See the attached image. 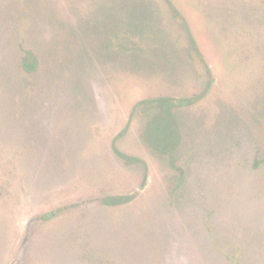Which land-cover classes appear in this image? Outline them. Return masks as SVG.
<instances>
[{
	"label": "rangeland",
	"instance_id": "1",
	"mask_svg": "<svg viewBox=\"0 0 264 264\" xmlns=\"http://www.w3.org/2000/svg\"><path fill=\"white\" fill-rule=\"evenodd\" d=\"M0 264H264V0H0Z\"/></svg>",
	"mask_w": 264,
	"mask_h": 264
},
{
	"label": "trees",
	"instance_id": "2",
	"mask_svg": "<svg viewBox=\"0 0 264 264\" xmlns=\"http://www.w3.org/2000/svg\"><path fill=\"white\" fill-rule=\"evenodd\" d=\"M30 56H31V55H28L26 59H28V58L30 59Z\"/></svg>",
	"mask_w": 264,
	"mask_h": 264
}]
</instances>
